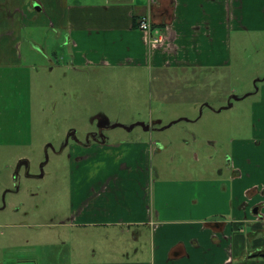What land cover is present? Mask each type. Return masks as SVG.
I'll list each match as a JSON object with an SVG mask.
<instances>
[{"label": "crops", "instance_id": "1", "mask_svg": "<svg viewBox=\"0 0 264 264\" xmlns=\"http://www.w3.org/2000/svg\"><path fill=\"white\" fill-rule=\"evenodd\" d=\"M259 9L264 14V0H0V67L20 66L21 32L43 15L42 25L55 31L49 39L62 36L61 53L50 40L26 42L28 53L46 56L49 71L47 48L72 77L146 72L158 96L170 84L169 70L228 66L231 32L264 29L243 12ZM141 16L149 33L137 27ZM259 96L252 138L236 145L229 178L154 177V152L163 146L152 139L115 143L86 131L53 148L69 160L72 183L69 208L54 223L70 231L58 242L62 264H264L252 257L264 250V86ZM81 229L103 230V255L93 250L90 260L76 261L71 233ZM39 245L23 247V258L14 253L12 264H37L38 249L47 247Z\"/></svg>", "mask_w": 264, "mask_h": 264}, {"label": "rangeland", "instance_id": "2", "mask_svg": "<svg viewBox=\"0 0 264 264\" xmlns=\"http://www.w3.org/2000/svg\"><path fill=\"white\" fill-rule=\"evenodd\" d=\"M243 12L255 26L264 25L261 9ZM42 16L21 32L20 66L0 67V264H12L17 251L39 244L47 247L38 249L37 264H62L58 242L70 231L54 223L69 208L72 183L69 160L52 149L63 141L86 131L115 143L152 139L163 146L154 152V177L229 178L236 145L252 138V105L264 86V29L231 32L230 63L215 72L169 70L170 84L156 96L146 72L72 77L47 48L54 67L49 71L46 56L28 53L26 42L54 37ZM61 37L50 40L59 53ZM102 232L71 233L76 261L90 260L93 250L103 255Z\"/></svg>", "mask_w": 264, "mask_h": 264}, {"label": "built area", "instance_id": "3", "mask_svg": "<svg viewBox=\"0 0 264 264\" xmlns=\"http://www.w3.org/2000/svg\"><path fill=\"white\" fill-rule=\"evenodd\" d=\"M137 27L139 30L149 33V31L151 29V24H150L149 19L146 16H141L137 21ZM158 41H159L158 38L152 39L153 43H157Z\"/></svg>", "mask_w": 264, "mask_h": 264}, {"label": "water", "instance_id": "4", "mask_svg": "<svg viewBox=\"0 0 264 264\" xmlns=\"http://www.w3.org/2000/svg\"><path fill=\"white\" fill-rule=\"evenodd\" d=\"M257 210V209H256ZM256 212V211H255ZM252 257H262L264 258V250L262 252L259 253H255L254 255H252Z\"/></svg>", "mask_w": 264, "mask_h": 264}]
</instances>
